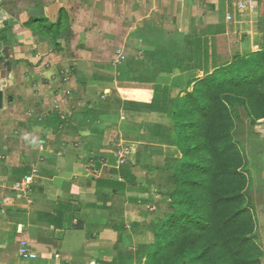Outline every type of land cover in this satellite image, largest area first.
I'll return each instance as SVG.
<instances>
[{"label":"crops","instance_id":"1","mask_svg":"<svg viewBox=\"0 0 264 264\" xmlns=\"http://www.w3.org/2000/svg\"><path fill=\"white\" fill-rule=\"evenodd\" d=\"M5 2L0 264H145L175 187L173 101L264 47V0ZM61 10L71 32L57 50L28 24ZM22 241L38 259L19 257Z\"/></svg>","mask_w":264,"mask_h":264},{"label":"trees","instance_id":"2","mask_svg":"<svg viewBox=\"0 0 264 264\" xmlns=\"http://www.w3.org/2000/svg\"><path fill=\"white\" fill-rule=\"evenodd\" d=\"M5 7L11 15L22 10L13 1ZM69 24L61 10L57 23L39 18L28 26L61 50ZM9 28L7 22L0 31V48ZM196 83L193 92L173 101L174 107L182 101L180 110L173 107V125L165 133L176 148L170 151L175 187L165 195L168 204L154 243L141 248L139 256L146 255L145 264H264L247 196L245 155L234 137L240 110L253 124L264 120V47L235 57Z\"/></svg>","mask_w":264,"mask_h":264},{"label":"rangeland","instance_id":"3","mask_svg":"<svg viewBox=\"0 0 264 264\" xmlns=\"http://www.w3.org/2000/svg\"><path fill=\"white\" fill-rule=\"evenodd\" d=\"M195 85L191 87L190 91H186L185 94L180 93V96L184 97L188 93L193 92ZM181 107L182 101H178V104L175 105L174 109L178 108V111ZM240 113L242 116V120L238 121L236 124L234 137L235 141L240 146L242 152L245 155L246 171L248 172L250 178L247 196L257 220L256 241L264 251V120L258 121L256 124H253L249 121L243 109L240 110ZM5 118L6 119L0 117L1 128H4V126L6 125L5 123L8 122V118ZM174 137L175 133L173 132L172 140L174 139ZM9 142L10 144L13 143V141ZM115 147L117 151H119V147H121V150L119 152L120 154L126 151V147L119 143H116ZM169 147L170 149H172L173 153L174 150L172 143L169 144Z\"/></svg>","mask_w":264,"mask_h":264},{"label":"built area","instance_id":"4","mask_svg":"<svg viewBox=\"0 0 264 264\" xmlns=\"http://www.w3.org/2000/svg\"><path fill=\"white\" fill-rule=\"evenodd\" d=\"M241 8H243V5H240ZM119 151H117L118 156H119V164L123 165L127 163V155L129 154L128 149L126 148V151L120 154L121 147H119ZM102 161L105 163V160L102 159ZM19 257L23 260L30 261V260H35L39 258V254L36 252H33L30 249L29 244L26 241H22L20 246H19Z\"/></svg>","mask_w":264,"mask_h":264},{"label":"water","instance_id":"5","mask_svg":"<svg viewBox=\"0 0 264 264\" xmlns=\"http://www.w3.org/2000/svg\"><path fill=\"white\" fill-rule=\"evenodd\" d=\"M5 94L3 90H0V110L4 108Z\"/></svg>","mask_w":264,"mask_h":264}]
</instances>
